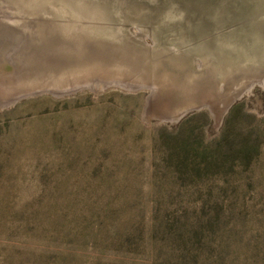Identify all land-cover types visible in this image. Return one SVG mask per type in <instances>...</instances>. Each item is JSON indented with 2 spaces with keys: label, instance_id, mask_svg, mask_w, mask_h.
<instances>
[{
  "label": "rangeland",
  "instance_id": "obj_1",
  "mask_svg": "<svg viewBox=\"0 0 264 264\" xmlns=\"http://www.w3.org/2000/svg\"><path fill=\"white\" fill-rule=\"evenodd\" d=\"M15 4L0 0V26L30 21L37 27L32 4ZM44 51L47 59L55 58V52L42 48L37 53L22 49L21 54H36L43 61ZM197 76L215 80L221 89L210 69ZM206 89L205 84L200 97L211 107L177 123L162 116L185 100L173 102L160 95L150 99L147 90L45 94L0 109V156L12 153L10 159L0 157V197L29 201L43 196L45 184L58 180L62 197L72 203L120 200L125 226L133 220L144 231L177 222L191 234L213 219L217 241L221 234L247 232L263 249L264 264V84L235 99L232 89ZM25 234L0 232V264H16L12 250L59 251L58 244L51 247L50 240ZM78 250L83 261L98 257L93 248ZM133 259L138 264L154 260L151 255Z\"/></svg>",
  "mask_w": 264,
  "mask_h": 264
},
{
  "label": "bare ground",
  "instance_id": "obj_2",
  "mask_svg": "<svg viewBox=\"0 0 264 264\" xmlns=\"http://www.w3.org/2000/svg\"><path fill=\"white\" fill-rule=\"evenodd\" d=\"M15 1L17 7L26 2L32 4L30 13L36 16L34 20L39 22L37 27L30 21L26 25L31 26L32 35L37 38L31 37L23 49L31 47L34 53H37L42 48L47 52H55V58L47 59L48 53L44 51V60L39 61L36 60V54L27 55L20 52L17 55L19 61L14 68L7 59L4 60L5 63L1 59L2 56H7L12 48L11 42H15L14 36L7 35L8 37H4L7 43L0 46V78H8V83H4L7 87L12 83L17 87L28 84L42 85L51 77L75 78L73 75L84 69L102 67L103 64L110 63L115 66L131 65L134 69H140L146 76L153 75L155 80L162 84L167 83L168 77L176 75L168 70L169 64L181 72L177 75L180 76L178 82L181 83L183 80L191 84L200 78L197 76L198 72L204 73L206 69L215 73L221 87L226 80H231L234 84L247 79L260 80L243 88L242 84L235 92L237 95L234 99L250 92L256 84H264V0H159L162 6L158 7L162 11H176L177 15L168 17L167 21L155 30L156 52L124 43L123 33L127 26L124 16H121L118 7H115L117 0ZM187 1L200 4V8L203 7V15L195 5L189 6L186 11L182 4ZM187 12L193 21L199 20V24L192 27L186 25L184 16ZM243 12L244 18L240 16ZM233 20L236 24L245 23L254 27L252 35L246 36L240 44V38L237 36L247 28L231 26L235 24ZM229 24L230 26H227ZM163 26L165 29H162ZM158 31L168 41L173 40L179 31H183L177 46L196 54V63L192 64L187 56H177L162 50L164 40H158ZM107 36H112V39ZM116 38L118 41L111 43ZM105 53H108V56H104ZM11 89L16 88L11 86Z\"/></svg>",
  "mask_w": 264,
  "mask_h": 264
},
{
  "label": "trees",
  "instance_id": "obj_3",
  "mask_svg": "<svg viewBox=\"0 0 264 264\" xmlns=\"http://www.w3.org/2000/svg\"><path fill=\"white\" fill-rule=\"evenodd\" d=\"M10 154L12 156L11 152H7L5 159H10ZM47 187L50 189L46 194ZM41 191L43 196L23 202L0 197V232L11 236L38 234L50 240L51 247L56 243L59 248V251L48 248L12 250L10 253L16 256V264H138L133 258L148 255L154 258L151 264L262 262L260 252L263 249L254 244L247 232L240 236L238 231L225 237L221 234L222 238L217 241L213 219L202 228H194L191 234L187 226H179L177 222L144 231L140 225H134L133 220L125 226L124 206H118L120 200L104 201L101 198L82 204L80 201L72 203L75 200L68 201L62 197V184L58 180L45 184ZM78 248H93L98 257L94 262L83 261ZM108 253L114 254L116 259L108 260Z\"/></svg>",
  "mask_w": 264,
  "mask_h": 264
},
{
  "label": "water",
  "instance_id": "obj_4",
  "mask_svg": "<svg viewBox=\"0 0 264 264\" xmlns=\"http://www.w3.org/2000/svg\"><path fill=\"white\" fill-rule=\"evenodd\" d=\"M117 4L115 7H118V12L123 15L126 21L127 29L124 31L125 41L124 43H128L134 45L133 47L139 49H146L152 52H156L157 48L155 47L156 39H155V30L158 29V26L164 24L167 21L168 17H175L177 15L176 11H162L158 6H162L159 0H117ZM183 8H189V6L195 5L198 8L201 15H203V7L200 8V4L186 2L182 4ZM187 11V10H186ZM245 12V10H244ZM240 15L242 18L244 15ZM21 16L22 13H18ZM201 15L199 17H201ZM26 18V17H23ZM241 18L240 21L243 19ZM234 21V20H233ZM184 23L188 26H196L199 24V20L193 21L191 15L188 12L184 16ZM229 23V22H228ZM235 23V21H234ZM27 24L19 22H15L12 25L6 24V26H0V46L6 44L4 37H8L7 35L14 36L15 42H11L9 52L7 56L4 55L1 57L2 61L6 60L8 63L13 64L14 68L16 66V61L18 60L20 49L26 45H28V41H30L32 37V33L29 31V26ZM227 26H230L227 25ZM234 27H245L243 32L237 36L240 38L241 42H244L246 36L252 35V31L254 27H250L243 24H234L231 25ZM162 29H165L164 26ZM165 31V30H164ZM162 33L158 31V40H164L162 50L166 52H171L177 56H187L189 57V61L192 64L196 63L197 55L193 54L190 51H186L185 49H179L177 44L182 39L183 31H179L178 35H175L173 40H166L162 37ZM108 39H112V36H107ZM118 41V39H114V43ZM238 41V40H236ZM14 45V46H13ZM109 47L111 45H108ZM112 47V46H111ZM1 48V47H0ZM93 50V49H92ZM107 51V50H105ZM159 51V50H158ZM104 56H108V53H105ZM105 59H108L104 57ZM105 62V61H104ZM5 63V61H4ZM7 63V64H8ZM97 66V65H96ZM4 69V67H2ZM137 68V67H136ZM176 72L175 76L168 77L167 83L159 82L155 80L156 78L152 76L144 75L140 69H134L131 65L124 66L118 64L114 65L110 63L108 65L103 64L102 67L84 69L79 73L73 75L75 78H69L68 76L62 77H51L44 84L39 85H31L17 87L14 83L11 86L16 89H11V86H5L8 83V78H0V89L4 92L2 96H0V109H5L10 106L15 105L17 102L31 97H36L40 95H51L54 97H67L71 95H75L77 93L83 91H91L95 94L105 91L111 88H117L129 92H138L147 90L150 91V99L153 96H165L170 101L176 102L180 100H185V102L181 103L173 112L168 115L162 116L163 120L168 121H176L175 123L181 121L187 115L199 111L205 107L210 108V104L207 100H204L200 97V90H202L203 86L206 84L208 92H216L221 93L225 89H232V95L235 97V88H239L242 86V83L234 84L231 80H226V83H223L221 89L216 88L215 80L202 78L197 79L196 82L189 84L186 81L182 80L178 82L177 75H180V71L176 68H169ZM15 72V71H14ZM182 75V74H181ZM64 77V78H63ZM5 79V80H4ZM260 81L259 79H249L243 81V86H246L249 83H255ZM264 81V80H263ZM10 84V83H9ZM241 88V87H240ZM204 90V89H203Z\"/></svg>",
  "mask_w": 264,
  "mask_h": 264
}]
</instances>
